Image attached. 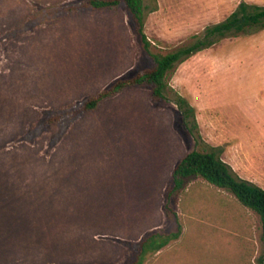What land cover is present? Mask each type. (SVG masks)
Wrapping results in <instances>:
<instances>
[{
    "label": "rangeland",
    "instance_id": "rangeland-1",
    "mask_svg": "<svg viewBox=\"0 0 264 264\" xmlns=\"http://www.w3.org/2000/svg\"><path fill=\"white\" fill-rule=\"evenodd\" d=\"M80 1L0 0V264H127L146 233L175 230L164 192L185 154L214 152L245 180L262 166L264 29L179 63L167 102L134 87L82 114L88 96L149 63L124 8L62 10ZM241 2L264 5L143 0L144 31L164 54ZM57 114L73 117L45 124ZM172 205L181 235L144 264H258L260 218L229 192L193 177Z\"/></svg>",
    "mask_w": 264,
    "mask_h": 264
},
{
    "label": "trees",
    "instance_id": "trees-1",
    "mask_svg": "<svg viewBox=\"0 0 264 264\" xmlns=\"http://www.w3.org/2000/svg\"><path fill=\"white\" fill-rule=\"evenodd\" d=\"M151 3L155 9L156 0H151ZM122 8L127 12L135 38L149 65L137 71L135 75L119 78L103 90L88 96L78 105V111L82 114L98 111L105 102L134 87H148L150 100L153 103L167 102L169 100L167 78L179 63L227 37L249 35L264 29V5L241 2L224 21L207 27L202 37L163 54L153 51V46L145 34L146 7L143 0H82L62 10L69 16H78L86 11L110 13ZM53 12L49 10L47 16H52ZM177 103L185 115L192 116V109L184 99L178 97ZM71 117L73 114H69L66 119ZM66 119L57 114L51 116L45 124L57 122L65 125ZM193 177H200L217 188L229 192L242 206L259 216L263 249L256 261L258 264H264V189L240 178L216 153L198 150L185 154L174 166L171 181L164 192V210L167 218L175 224V230L170 233H146L134 244L135 256L127 264H144L148 255L160 252L170 242L180 237L182 227L172 204L185 189L187 181Z\"/></svg>",
    "mask_w": 264,
    "mask_h": 264
},
{
    "label": "crops",
    "instance_id": "crops-1",
    "mask_svg": "<svg viewBox=\"0 0 264 264\" xmlns=\"http://www.w3.org/2000/svg\"><path fill=\"white\" fill-rule=\"evenodd\" d=\"M225 162V160H223ZM251 162H249L250 165ZM229 164V163H228ZM254 167L257 166L259 167L260 165H262L261 167H259V170L256 171L257 175L255 176H248V178H246V180L255 183L257 186H259L260 188L264 189V155L261 157L260 161H255L253 163ZM231 168L233 169V171L235 170L237 172V168L236 166H234L233 164H230ZM234 171V172H235ZM238 173V172H237ZM240 175H243L241 173H239Z\"/></svg>",
    "mask_w": 264,
    "mask_h": 264
}]
</instances>
